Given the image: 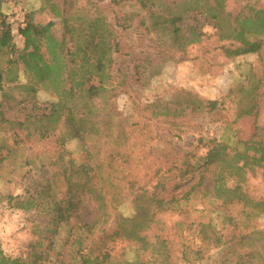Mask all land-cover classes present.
<instances>
[{"label": "trees", "instance_id": "16d2710c", "mask_svg": "<svg viewBox=\"0 0 264 264\" xmlns=\"http://www.w3.org/2000/svg\"><path fill=\"white\" fill-rule=\"evenodd\" d=\"M137 1L140 9L150 15L151 24L156 28L167 26L175 42L197 43L202 36L192 27L187 36L181 29L184 22L181 13L191 8L197 11L196 16H204L214 23L221 42H232L225 50L227 59L258 54L264 48V6L255 3L239 5L232 12H224L209 0H187L184 10L173 9L172 12L171 6L160 3L162 0ZM2 3L3 0H0L2 96L6 100L11 99L3 88L17 80V73L14 72L21 66L29 81L14 89H24L33 96L39 89L49 90L56 98L45 109L34 110L25 116L23 122L13 124L19 131L24 130L27 138L44 140L56 133L58 148L70 141H78L85 158L81 162L65 159L60 149L52 163L57 167V173L52 174L51 180L28 189L23 198L19 195L7 196L6 203L10 210L24 213L36 210L49 219L44 226H35L34 240L25 247L22 255H6L0 245V264H193L195 261L200 263L211 249L222 247L223 240L212 220L196 227L190 225L187 234L180 237L177 234H160L163 229L156 227L159 224L156 216L174 210L173 206L178 204V200L174 197L166 200L155 191L148 193L145 187L136 188L139 180L134 176L130 178V175L126 183L128 194L123 198L120 180L113 181L110 175L115 173L106 171L104 163L99 161V141L104 138L102 127L106 122L99 119L95 101L102 98L107 110L116 87L120 85L117 73L123 74L124 71L117 64L116 56L124 53L118 29L127 27L128 23L111 20L89 0L88 10L85 8L73 14L74 33L57 38L51 33L53 24L48 23L45 28L34 24L30 19L31 12L24 15L16 28L23 43L30 45L29 53L22 56L15 44L12 25L2 11ZM67 5L66 0L58 2L63 15L68 14ZM158 7L166 9V12L158 10ZM140 21L144 23L141 17ZM232 45L236 47L230 50ZM241 91L246 95L251 94L244 87L239 89ZM218 106V101L180 92L172 100L146 104L142 107V113L158 124L171 122L177 125L187 116L211 113ZM254 112V104H249L239 116ZM113 113L109 111L107 115ZM0 119L4 121L2 111ZM12 136L15 138L14 145H18L22 139H19L17 132ZM91 139L94 143L90 148L88 143ZM115 142L124 146V134H118ZM205 145V156L194 163L191 153L169 151L164 155L157 165L154 179L161 172L166 176L171 173V176L168 179L160 176L155 187L165 190L168 183L175 182L173 190H177L190 181L189 177L197 169H201L198 183L208 177L209 186L205 191L212 199L222 202L223 206L243 204L244 209L251 207V212L246 213L248 217L263 215L264 197L252 199L246 193V187L249 175H260L264 182V141H239L221 133L220 137H214ZM256 147L261 151L259 156L249 153L251 148ZM4 148L10 156L14 155L15 149L0 143V150ZM119 155L116 153L115 157ZM108 156L113 158L114 153H108ZM141 164L142 161L138 166ZM55 176L61 179L62 187L58 191ZM140 182L147 185L149 181L143 179ZM86 200H91L95 206V216L90 222H84L81 218ZM126 201L133 205L134 214L128 217L119 215L110 224L107 209ZM71 222L73 225L57 247L55 240H58L60 230ZM149 231L153 232V236H148ZM196 235L201 239L197 244L194 242ZM118 238L138 245L132 260H127L124 254L112 257L108 244Z\"/></svg>", "mask_w": 264, "mask_h": 264}, {"label": "rangeland", "instance_id": "374dc122", "mask_svg": "<svg viewBox=\"0 0 264 264\" xmlns=\"http://www.w3.org/2000/svg\"><path fill=\"white\" fill-rule=\"evenodd\" d=\"M59 1L3 0L2 11L15 31L14 40L20 55L30 51V45L23 43L16 32L24 15L32 12L31 21L42 28L52 23L51 33L59 38L74 33L72 18L75 12L89 9V0H66L69 10L67 15H63ZM90 1L111 20L128 23L127 27L118 29L124 53L116 56L117 64L124 71L123 74L117 73L120 85L116 87L107 110L102 98L95 101L99 119L106 122L102 127L104 138L99 141V161L104 163L106 171L115 173L110 175L113 181L120 180L122 197L128 194L126 183L130 175V178L134 176L139 180L136 188L145 187L148 193L155 191L166 200L172 197L178 200V204L173 206L174 210L156 216L159 223L156 227L163 229L160 234H177L180 237L187 234L190 225L196 227L212 220L224 245L211 249L200 263L195 261L193 264H264V214L248 217L246 213L251 212V207L244 209L243 204L223 206L222 202L212 199L205 191L209 186L208 177L198 183L201 169H197L189 177L190 181L177 190H173L175 182L168 183L165 190L155 187L160 176L168 179L171 173L166 176L161 172L154 179L158 163L169 151L191 153L194 163L205 156V143L220 137L221 133L239 141H264V48L258 54L227 59L225 50L232 42H221L214 23L204 16H196L197 11L191 8L181 13L184 17L181 29L185 36L191 27L199 31L202 36L197 43L173 41L168 27L156 28L151 24L150 15L140 9L137 0ZM209 1L224 12H232L239 5L255 3L264 6V0ZM160 3L171 6L172 12L173 9L184 10L188 4L187 0H162ZM157 9L166 12L162 7ZM232 47L236 45H232L230 50ZM14 73H17V80L3 88L11 99L6 100L0 92V111L4 118V121L0 119V143L15 149L12 156L5 148L0 150V245L4 253L12 257L23 254L25 247L34 240L35 226H44L49 217L36 210L25 213L12 211L6 203L7 196L19 195L23 198L28 189L51 180L52 174L57 173V167L52 163L60 149L65 159L81 162L85 158L78 141H70L58 148L56 133L39 140L27 138L24 130L16 128L14 122H23L25 116L34 110L45 109L56 98L49 90L38 88L33 96L24 89H14L29 81L21 66ZM241 87L251 94L239 92ZM180 92L218 101V109L203 115L187 116L177 125L171 122L158 124L142 113V107L146 104L172 100ZM249 104H254V114L239 116ZM109 111L114 113L107 115ZM15 132L22 139L20 145H14L12 133ZM118 134H124V146L116 144ZM93 143L91 139L88 143L90 148ZM111 152L114 153L113 158L108 156ZM116 153L120 155L115 157ZM249 153L259 156L261 151L256 147L251 148ZM140 161L142 164L138 166ZM248 177L246 193L252 199L263 198L264 182L261 176ZM143 179L149 181L147 185L140 182ZM54 181L56 190H60L62 184L59 176H55ZM83 206L81 218L84 222H90L95 216L94 203L86 200ZM107 212L112 224L119 215H133L134 207L126 201L119 206L109 207ZM72 225L73 222L60 230L58 240H55L57 247ZM148 236H153V232L149 231ZM200 240V236L196 235L194 242L197 244ZM108 245L112 249V257L124 254L129 261L134 258L138 248L135 242L120 238Z\"/></svg>", "mask_w": 264, "mask_h": 264}, {"label": "built area", "instance_id": "2783aa9c", "mask_svg": "<svg viewBox=\"0 0 264 264\" xmlns=\"http://www.w3.org/2000/svg\"><path fill=\"white\" fill-rule=\"evenodd\" d=\"M12 33H13V35H14L15 31L13 30Z\"/></svg>", "mask_w": 264, "mask_h": 264}]
</instances>
